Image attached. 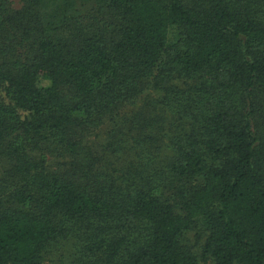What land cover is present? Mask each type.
Returning a JSON list of instances; mask_svg holds the SVG:
<instances>
[{
  "label": "trees",
  "instance_id": "16d2710c",
  "mask_svg": "<svg viewBox=\"0 0 264 264\" xmlns=\"http://www.w3.org/2000/svg\"><path fill=\"white\" fill-rule=\"evenodd\" d=\"M43 1L0 0V264H264V0Z\"/></svg>",
  "mask_w": 264,
  "mask_h": 264
},
{
  "label": "rangeland",
  "instance_id": "374dc122",
  "mask_svg": "<svg viewBox=\"0 0 264 264\" xmlns=\"http://www.w3.org/2000/svg\"><path fill=\"white\" fill-rule=\"evenodd\" d=\"M13 8H19L21 6V0H8ZM73 3L75 6V10L78 12H83L86 7L93 4V0H44L43 1V7L41 11L43 12V16L47 18L45 21H52L56 24H60L59 22L55 21L52 16H61L62 13L68 14L69 4ZM52 10V11H51ZM48 16V17H47ZM50 81L48 77L45 74H39L36 79V84L38 87H47L49 85ZM153 106V107H152ZM157 103V94L151 89V82L149 81L148 85L145 87V89L140 93V95L135 98L134 100L122 105L116 116L111 121H106L101 126H99L97 129L93 130L86 138V142L96 150L98 153L102 152V146L105 145V141L107 140L109 133L111 131V128L113 127L114 123H123V121H127L129 118H133L137 113L142 111L144 114L148 115L147 117H160L162 115L163 117H166V115L162 112L161 109H159ZM161 117V118H163ZM162 152V154H164ZM105 156L108 159H111L114 161L113 155H107L105 153ZM124 157L121 158L123 160ZM61 158L55 159L53 157L49 158L50 164H55L57 162H60ZM206 238V234L202 230H194L187 235L188 243H190L191 246H193V251L195 252L198 262L197 264H213L210 260L202 259L201 258V247ZM58 253H63L64 255H69L72 253V247L71 242H62L59 246ZM58 254L56 252H52L49 258L52 259L51 262H55L57 259ZM69 261V260H68ZM50 263V262H49Z\"/></svg>",
  "mask_w": 264,
  "mask_h": 264
}]
</instances>
